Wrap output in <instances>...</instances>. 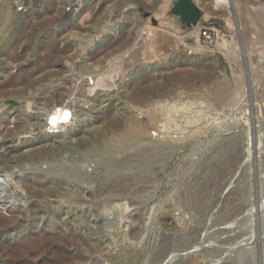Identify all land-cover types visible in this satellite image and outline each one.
I'll list each match as a JSON object with an SVG mask.
<instances>
[{
    "label": "rangeland",
    "instance_id": "374dc122",
    "mask_svg": "<svg viewBox=\"0 0 264 264\" xmlns=\"http://www.w3.org/2000/svg\"><path fill=\"white\" fill-rule=\"evenodd\" d=\"M213 4L0 0V264H264V0Z\"/></svg>",
    "mask_w": 264,
    "mask_h": 264
},
{
    "label": "bare ground",
    "instance_id": "6f19581e",
    "mask_svg": "<svg viewBox=\"0 0 264 264\" xmlns=\"http://www.w3.org/2000/svg\"><path fill=\"white\" fill-rule=\"evenodd\" d=\"M213 2H214V4H216L215 6L225 4V0H213ZM164 3H165V1H164ZM187 5L189 6L190 3H188ZM220 7H222V6H220ZM226 7H228V6H226ZM246 13H247L246 15L249 14V17H250L249 23L251 24V26H252V24L254 27H255V25H256V27L259 26L260 27L259 31L261 30V32H264V27H262V26H264V14H263L264 12L262 13L261 11L259 12L257 10L254 12H251V11L247 10V8H246ZM203 16H205V15H203ZM256 27L254 29H256ZM258 28H257V30H258ZM244 31H245V29H244ZM196 37H197V35H196ZM196 42H198V41H196ZM221 43H222V41H221ZM196 47L197 46H195V48ZM198 47L200 48L202 46H198ZM70 120H71V118L65 112V109L63 108V106H61L60 104H53V106L47 111L45 121L43 122V125L41 127H43V131L47 135H58V133H60L62 131V128L68 126V123L70 122ZM42 179H43V177H41V179H39V181L34 183V184L33 183L26 184L25 188L31 194H37V195H40V196H43L46 198H54V200H55L54 202L58 203L60 201L61 194H62V189H63L62 186L64 184L63 180L55 178V179H50L49 182H45ZM3 180H1V178H0V183ZM62 264H64V263H62Z\"/></svg>",
    "mask_w": 264,
    "mask_h": 264
},
{
    "label": "built area",
    "instance_id": "2783aa9c",
    "mask_svg": "<svg viewBox=\"0 0 264 264\" xmlns=\"http://www.w3.org/2000/svg\"><path fill=\"white\" fill-rule=\"evenodd\" d=\"M67 9H69V8H67ZM24 10V7H23V5H20V6H18L17 7V11H23ZM210 35H211V33H210V31H208V30H202V32H201V36L203 37V38H206V39H208L209 37H210Z\"/></svg>",
    "mask_w": 264,
    "mask_h": 264
}]
</instances>
